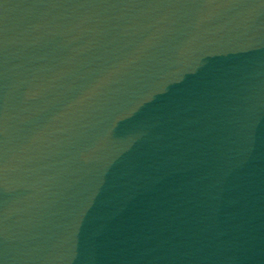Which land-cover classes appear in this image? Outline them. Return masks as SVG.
<instances>
[{
    "label": "water",
    "instance_id": "water-1",
    "mask_svg": "<svg viewBox=\"0 0 264 264\" xmlns=\"http://www.w3.org/2000/svg\"><path fill=\"white\" fill-rule=\"evenodd\" d=\"M4 264H264V0H0Z\"/></svg>",
    "mask_w": 264,
    "mask_h": 264
},
{
    "label": "snow or ice",
    "instance_id": "snow-or-ice-1",
    "mask_svg": "<svg viewBox=\"0 0 264 264\" xmlns=\"http://www.w3.org/2000/svg\"><path fill=\"white\" fill-rule=\"evenodd\" d=\"M2 43H3V41H2V40H0V45H2ZM0 264H4V262H3V260H2V259H0Z\"/></svg>",
    "mask_w": 264,
    "mask_h": 264
}]
</instances>
